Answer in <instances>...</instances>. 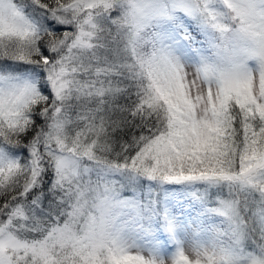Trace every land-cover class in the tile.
Wrapping results in <instances>:
<instances>
[{
    "label": "snow or ice",
    "instance_id": "snow-or-ice-1",
    "mask_svg": "<svg viewBox=\"0 0 264 264\" xmlns=\"http://www.w3.org/2000/svg\"><path fill=\"white\" fill-rule=\"evenodd\" d=\"M0 264H264V0H0Z\"/></svg>",
    "mask_w": 264,
    "mask_h": 264
}]
</instances>
